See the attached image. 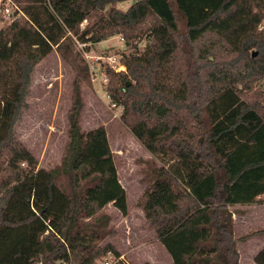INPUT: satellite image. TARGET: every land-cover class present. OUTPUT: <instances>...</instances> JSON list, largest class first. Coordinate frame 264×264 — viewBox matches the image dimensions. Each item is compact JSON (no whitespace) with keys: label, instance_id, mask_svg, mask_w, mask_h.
<instances>
[{"label":"trees","instance_id":"1","mask_svg":"<svg viewBox=\"0 0 264 264\" xmlns=\"http://www.w3.org/2000/svg\"><path fill=\"white\" fill-rule=\"evenodd\" d=\"M114 1L24 0V14L0 29V264L119 254L99 245L114 234L102 210L113 203L126 216L127 192L105 127L81 130L80 78L60 167L37 170L15 135L35 66L56 47L75 67V37L98 43L117 33L148 41L123 56L127 71L110 73L107 89L164 162L142 198L146 218L173 264H240L238 242L250 235L236 238L230 206L264 196V92L262 103L249 100L264 77V0H133L105 10ZM255 262L264 264V248Z\"/></svg>","mask_w":264,"mask_h":264},{"label":"rangeland","instance_id":"2","mask_svg":"<svg viewBox=\"0 0 264 264\" xmlns=\"http://www.w3.org/2000/svg\"><path fill=\"white\" fill-rule=\"evenodd\" d=\"M5 3L20 8L24 0H2V4ZM132 4L133 0H118L106 5L105 10L115 6L125 11ZM12 22V18L0 15V29ZM87 25L88 22L84 21L81 26L85 28ZM74 39V48L78 52L75 67L56 47L35 66L26 96L27 105L15 125L16 138L36 158L37 170L60 167L70 140L69 115L74 84L79 77L83 102L79 118L81 130L87 132L105 127L120 182L127 192L130 212L126 218L112 203L103 208L102 213L110 217L108 228L114 234L107 236L99 245L111 243L131 261L132 257H137L135 259L144 260L143 264H153L152 260L155 264H170L155 228L141 213L143 195L152 182L150 175L164 162L134 135L122 119L123 107L113 103L107 91L113 86L110 73L127 71L123 56L137 49L143 50L148 41L146 38L127 41L122 33L98 43L84 44L76 37ZM77 66L83 68L81 74ZM261 92H264V77L256 81L249 100L262 103ZM1 162L0 182L7 176ZM22 167L27 168L28 165L23 163ZM230 210L243 215H239L237 224H234L236 238L250 235L238 242L240 264H257L255 256L264 245V233H257L264 229V196L251 206H235Z\"/></svg>","mask_w":264,"mask_h":264},{"label":"built area","instance_id":"3","mask_svg":"<svg viewBox=\"0 0 264 264\" xmlns=\"http://www.w3.org/2000/svg\"><path fill=\"white\" fill-rule=\"evenodd\" d=\"M23 11L16 6L13 7L10 3L2 4V0H0V15L8 18H12L13 20L21 17L23 15ZM96 264H133L124 254H116L112 251L108 252L102 258L97 260Z\"/></svg>","mask_w":264,"mask_h":264},{"label":"crops","instance_id":"4","mask_svg":"<svg viewBox=\"0 0 264 264\" xmlns=\"http://www.w3.org/2000/svg\"><path fill=\"white\" fill-rule=\"evenodd\" d=\"M263 23H264V21H263ZM120 180V179H119ZM123 185V184H122ZM125 188V187H124ZM113 204V203H112ZM251 205H253V204H235V205H232V206H230V209H232L233 207H235V206H251ZM107 206V205H106ZM129 208V207H128ZM141 213L143 214V216H145V213H144V211L143 210H141ZM122 214V213H121ZM123 215V214H122ZM243 216V215H241V214H239V213H237L236 211H234L233 212V219H234V224H237V221H238V216ZM124 216V215H123ZM130 216V212H129V210H128V214L126 215V216H124V217H126V218H128ZM145 218H146V216H145ZM147 219V218H146ZM148 220V219H147ZM158 235V234H157ZM158 240L160 241V239H159V237H158ZM161 242V241H160ZM162 243V242H161ZM163 245V244H162ZM163 247H164V245H163ZM264 248V245H263V247H261V249H260V251L262 250ZM164 249H165V257H168V259H169V261H170V264H173V260H172V257H171V255L169 254V252L166 250V248L164 247ZM259 251V252H260ZM258 252V253H259ZM135 258H137V257H132V263L133 264H143V262H144V260H137V259H135ZM152 263L153 264H155L154 263V261L152 260Z\"/></svg>","mask_w":264,"mask_h":264},{"label":"water","instance_id":"5","mask_svg":"<svg viewBox=\"0 0 264 264\" xmlns=\"http://www.w3.org/2000/svg\"><path fill=\"white\" fill-rule=\"evenodd\" d=\"M253 55H255V52L253 53Z\"/></svg>","mask_w":264,"mask_h":264}]
</instances>
